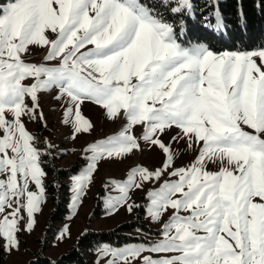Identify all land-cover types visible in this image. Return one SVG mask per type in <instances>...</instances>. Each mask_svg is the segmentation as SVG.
<instances>
[{"label":"snow or ice","instance_id":"snow-or-ice-1","mask_svg":"<svg viewBox=\"0 0 264 264\" xmlns=\"http://www.w3.org/2000/svg\"><path fill=\"white\" fill-rule=\"evenodd\" d=\"M213 34L230 35L222 0H0V264H39L25 237L71 154L68 219L99 181L106 215L158 229L94 264H264V45L216 51Z\"/></svg>","mask_w":264,"mask_h":264},{"label":"trees","instance_id":"trees-1","mask_svg":"<svg viewBox=\"0 0 264 264\" xmlns=\"http://www.w3.org/2000/svg\"><path fill=\"white\" fill-rule=\"evenodd\" d=\"M241 0H222V10L225 14L229 34H225L223 37L219 34H213L215 39H209L214 50H234L239 48L253 49L260 45H264V15H261L257 9L253 7V0H242L244 5V11L247 13V28L242 31V25L238 17V7ZM258 3V0H256ZM197 36L206 37L209 36L208 30H199L196 32ZM59 172L58 179L63 187L59 190L49 191V201L52 205V211L50 216V231L53 236L56 234L58 224L63 222L66 218L69 210L68 203L70 200V192L65 180L70 178V174H74L77 167L71 169H62ZM55 183V181H52ZM143 214L139 213L137 218L139 219L135 223L124 224L116 229L103 230V231H88L86 237L80 236L74 245L63 254L60 258L55 260L57 264H93V259L96 253V249L104 244L112 246H122L128 243L136 242L137 239L125 234L124 232H133L137 229H144ZM49 258L39 257V264H49Z\"/></svg>","mask_w":264,"mask_h":264},{"label":"rangeland","instance_id":"rangeland-1","mask_svg":"<svg viewBox=\"0 0 264 264\" xmlns=\"http://www.w3.org/2000/svg\"><path fill=\"white\" fill-rule=\"evenodd\" d=\"M52 107H55L53 104ZM47 110V109H46ZM90 113L93 115L94 118H99V113L97 110L89 109ZM56 131V142L61 144V147L67 146L69 149L73 146L79 148V145H72L71 142H68L67 145L62 143L65 135V130L61 129L59 124H55ZM104 131H111L112 126L107 125H100ZM145 162L147 163L148 160L145 158ZM82 163L75 154L67 155L63 159L58 161V165L62 169H71L73 167H77ZM109 168L106 166L105 170L101 172V176L108 174ZM65 183L69 186L70 178L65 180ZM100 191V184L99 181L97 182L96 186L91 189V192L88 195V198L85 200L82 208L79 210V214L72 219H68L71 215L70 212V200L68 203V214L63 222L58 224V229L56 230V234L53 236L52 231H50V216L52 211V205L48 199L47 206L44 208L43 215L39 218V227L36 230L35 235L33 236H26L25 239L27 241L25 247L30 249L33 256L31 258H36L35 254L37 250L41 247H44L42 254L39 257H46L51 260H57L63 254L70 250V248L74 245L77 239L81 236V233L85 231H103V230H112L116 229L124 224H131L135 223L139 219L137 215H129L127 213L121 212L119 215L116 216H108L106 215L105 209L103 208L102 203L96 198ZM71 196V193H70ZM137 201L140 202V196L136 197ZM144 229H140V231H133V232H124L125 234L132 236L137 239L136 242L128 243L122 246H114V247H124L126 245H131L134 243H140L143 239H152L154 238V234L157 232V226L154 224L149 223L147 219L144 218ZM68 224L71 229V238L67 239L63 243H60L57 247H53V244L56 243L55 237L58 234V231L65 225ZM43 242V243H41ZM46 244V246H44ZM29 259L28 255H22L19 257H12L6 258L4 264H13V261L19 260L24 261ZM97 259V255L95 253L94 261Z\"/></svg>","mask_w":264,"mask_h":264}]
</instances>
